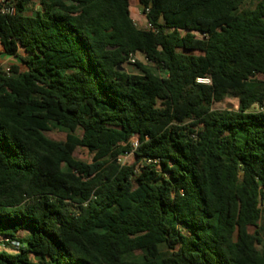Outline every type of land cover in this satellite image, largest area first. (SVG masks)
Instances as JSON below:
<instances>
[{
	"label": "trees",
	"instance_id": "16d2710c",
	"mask_svg": "<svg viewBox=\"0 0 264 264\" xmlns=\"http://www.w3.org/2000/svg\"><path fill=\"white\" fill-rule=\"evenodd\" d=\"M34 1L0 14V264H264V0Z\"/></svg>",
	"mask_w": 264,
	"mask_h": 264
},
{
	"label": "rangeland",
	"instance_id": "374dc122",
	"mask_svg": "<svg viewBox=\"0 0 264 264\" xmlns=\"http://www.w3.org/2000/svg\"><path fill=\"white\" fill-rule=\"evenodd\" d=\"M255 2H256V0H249L247 7L251 8L255 4ZM40 7L41 6H40L39 0H36V1H34L33 5L29 7V10L40 9ZM132 11H133V19L136 22V24L138 25V27L140 29H146L147 25H148V22H147V19L145 18V16L143 15V13H142L141 16H136L134 9ZM136 61H139V62H141V63H143L145 65H150L154 70H156L153 67V64H150L145 59V57L140 55V54H138L136 56ZM15 64H21V61L18 58L7 57L4 54L2 47L0 46V68H4V69L8 70V68H10L11 66H13ZM125 70L128 71L129 73H137V68L135 66L128 65L127 67H125ZM155 72H157V71H155ZM237 107H238V101L236 99L232 98V97H228L222 103H218V104H215L213 106V108L215 110H224V109H227V108L236 109ZM77 134L79 136L82 135V133L80 131H78ZM45 135L48 138H50V139H52L54 141H57V142H63L66 139V133H64L63 131H61L59 129H51V131L45 132ZM75 157L78 160H81V161H84V162H87V163H91L92 159H93V155L87 149L80 148V147L76 149ZM124 161L127 164H132V162H133L131 156H128L126 159H124ZM22 236L23 237L27 236V232L22 233ZM4 248H6V247L3 245V242L0 239V249H4Z\"/></svg>",
	"mask_w": 264,
	"mask_h": 264
},
{
	"label": "built area",
	"instance_id": "2783aa9c",
	"mask_svg": "<svg viewBox=\"0 0 264 264\" xmlns=\"http://www.w3.org/2000/svg\"><path fill=\"white\" fill-rule=\"evenodd\" d=\"M17 13H18V8H17L16 0H0V14L1 15L15 16ZM135 24H136V22H135ZM136 26L138 27L137 24H136ZM149 27H150V25L148 24L146 29H148ZM135 62H136V56H132L130 58V63L135 64ZM198 82L199 83H209V80L198 79ZM252 111L264 113V103L261 106H255L254 108H252ZM134 146L137 147V143H134ZM128 156H131V154L124 155V156L120 157V161L124 164L126 161V160L124 161V159H126ZM15 245L17 247L19 246L18 243H13V246H15Z\"/></svg>",
	"mask_w": 264,
	"mask_h": 264
},
{
	"label": "crops",
	"instance_id": "0c3cea01",
	"mask_svg": "<svg viewBox=\"0 0 264 264\" xmlns=\"http://www.w3.org/2000/svg\"><path fill=\"white\" fill-rule=\"evenodd\" d=\"M131 9L132 10L134 9L136 16H141L142 15L140 4H139V0H131ZM132 15H133V11H132Z\"/></svg>",
	"mask_w": 264,
	"mask_h": 264
},
{
	"label": "water",
	"instance_id": "95a60500",
	"mask_svg": "<svg viewBox=\"0 0 264 264\" xmlns=\"http://www.w3.org/2000/svg\"><path fill=\"white\" fill-rule=\"evenodd\" d=\"M127 66H128V64H125V65H124V68L127 67ZM120 71H123V69L120 68Z\"/></svg>",
	"mask_w": 264,
	"mask_h": 264
}]
</instances>
